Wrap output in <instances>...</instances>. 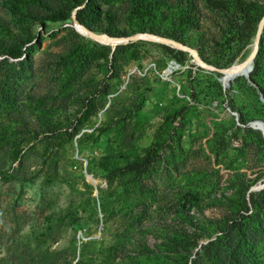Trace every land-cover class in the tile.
<instances>
[{"label": "rangeland", "instance_id": "rangeland-1", "mask_svg": "<svg viewBox=\"0 0 264 264\" xmlns=\"http://www.w3.org/2000/svg\"><path fill=\"white\" fill-rule=\"evenodd\" d=\"M92 2L89 30L137 41L79 33L75 0H0V264H264V101L214 69L246 57L264 0ZM151 145L131 193L107 181Z\"/></svg>", "mask_w": 264, "mask_h": 264}, {"label": "trees", "instance_id": "trees-1", "mask_svg": "<svg viewBox=\"0 0 264 264\" xmlns=\"http://www.w3.org/2000/svg\"><path fill=\"white\" fill-rule=\"evenodd\" d=\"M84 0H75V5L77 4H80L82 3ZM208 4L214 6V7H217V8H224L223 4L221 2H216V0H206ZM74 5V6H75ZM19 6L16 5V4H13V9L15 10H19ZM77 19L78 21L84 25L85 27L87 28H91V25L89 24V21H88V17L90 15L93 14V2L92 0H88L86 5L81 8L80 10L78 9L77 10ZM72 12L70 11V16H71ZM264 15V6L263 7H260V8H256L255 12L253 14H248L247 15H244L243 16V23L241 26H244L242 30H246V35L244 36V39L242 40V46H246L248 43H250L254 36H255V33H256V30H257V25L259 24V21L262 19ZM144 18H148V15H145L144 14ZM146 22V21H145ZM140 29L141 31H144L145 29V24L138 28ZM135 30H132L130 31V33H133L135 32ZM129 34V32H126L122 35H127ZM263 33H261L260 35V38H259V44H258V49H259V45L263 44L264 43V36L262 35ZM111 35H116V34H111ZM168 36V35H166ZM169 36H172V34H169ZM183 41V40H181ZM18 46L17 45H13V46H8L4 49V52L7 56L9 57H12V58H17L20 56V51L18 50ZM109 51V48L106 49ZM181 53H184L183 51L181 50H177ZM258 53V52H257ZM238 55V54H237ZM233 56L228 63V65L222 67V68H226L228 66H230L234 59L236 58V56ZM257 57V56H256ZM255 59H253V64H252V69L249 71V77L251 79V81L256 85L253 86H249L250 88L253 86L255 89H259L260 92L262 93L263 97H264V88L263 86L260 84V82H258L254 77L250 76V74L252 73L254 67L256 66L255 64ZM216 76L219 78L220 77V81H221V77H222V73H217ZM237 79H242L241 77H235ZM230 80L232 79H228L226 82H229ZM245 80V79H244ZM222 82V81H221ZM225 84V83H224ZM216 88L218 90V92L221 94L222 90H221V86H219V84L216 82ZM248 121L247 118L245 117H241V122L242 123H246ZM247 131H251L250 128L247 129ZM261 142L264 143V139L262 138H259ZM158 148L155 147L153 145L151 146H148L146 149H145V152H144V155L137 159V160H133L129 163H127L125 166H122V167H116L114 169H111L107 175H106V178H107V181L112 184V181L114 180V178L116 176H119L121 179H122V183L124 185L123 187V190L126 194H129L131 193L136 187H138L141 183V180L144 176V174L151 168V166L154 164V162L156 161L157 157L159 156L158 154ZM114 192H116V190H113ZM249 195H250V198L251 200L253 199L254 197V193L253 192H249ZM244 201H246L245 197H244ZM239 230H242L243 227L239 224L238 226ZM195 239H197L196 237H194V239L192 240H187V243H189V246L188 248H186L185 250H187L188 252L191 251V249L195 246L196 244V241ZM214 243V241H208L207 244L205 246H203V250H204V253H208L209 252V249H210V246H212ZM193 264H195L193 262Z\"/></svg>", "mask_w": 264, "mask_h": 264}, {"label": "bare ground", "instance_id": "bare-ground-1", "mask_svg": "<svg viewBox=\"0 0 264 264\" xmlns=\"http://www.w3.org/2000/svg\"><path fill=\"white\" fill-rule=\"evenodd\" d=\"M263 24H264V15H263L262 19L260 20V22L257 26V30H256V33H255L253 40L247 46L246 57L243 60H237V61L233 62L231 66L227 67L226 69L224 68V70H221V72H223V76L221 79L222 83H225L229 78H231L232 76H236V75L237 76L238 75H244L246 78L249 77V71L252 69L253 59H254L255 54L258 50L259 38H260V35L262 32ZM79 31L83 34L86 33V34L92 36L93 38H95L97 40H101L100 38L103 37L102 35H99V34H96V35L91 34L87 30H85L84 28H79ZM102 39L105 42L110 43L112 45L115 42V39H110L109 36H108V38H105V36H104V38H102ZM174 45L179 47V48H183L179 44L174 43ZM251 125L256 129L264 130V124L260 123L259 121H253V122H251ZM261 133L263 134V137H264V131H261Z\"/></svg>", "mask_w": 264, "mask_h": 264}, {"label": "water", "instance_id": "water-1", "mask_svg": "<svg viewBox=\"0 0 264 264\" xmlns=\"http://www.w3.org/2000/svg\"><path fill=\"white\" fill-rule=\"evenodd\" d=\"M87 1L88 0H84L82 3H80V4H77V5H75L72 9H71V12H72V14H71V18H72V20H73V26H74V28L79 32V28H84L85 30H87L88 32H90L91 34H94V35H96V34H98V32H95V31H92V30H89L87 27H85L84 25H82L79 21H78V19H77V10L79 9H81V8H83L85 5H86V3H87ZM80 33V32H79ZM140 34H148V33H140ZM134 35L135 34H133V35H131V36H127V37H124L125 39L124 40H120L119 42H114L113 43V45L112 46H114V47H116V46H118V45H122V44H129L130 42H132V41H137L136 40V38L134 37ZM160 36V35H159ZM165 38H167V37H165ZM169 40H171V41H174V42H177L179 45H181L182 47H188L187 45H185V44H183V43H180V42H178V41H175L174 39H171V38H168ZM105 45H109V44H106V43H104ZM199 58H200V60L202 61V62H204L205 64H207L205 61H203V59L199 56ZM255 64H257L256 63V59H255ZM208 66V65H207ZM214 67V66H213ZM255 68V67H254ZM214 69H218V70H224L223 68H217V67H214ZM254 70V69H253ZM253 72V71H252ZM251 75V74H250ZM246 81L249 83V84H251V85H253V86H255L256 87V85L251 81V79H250V77H247V79H246ZM224 86V85H223ZM225 87V86H224ZM256 91H257V93H258V95H259V98L262 100V101H264V97H263V95H262V93L260 92V90L259 89H256ZM253 121H259L260 123H262V124H264V122H262L261 120H251V121H249L248 122V125L250 126V127H252V128H254L252 125H251V122H253ZM86 176H87V178L90 180H95L94 179V177L91 175V174H89V173H87L86 172ZM260 186H264V182H263V184H260V185H258L257 187H260ZM256 187V188H257Z\"/></svg>", "mask_w": 264, "mask_h": 264}]
</instances>
